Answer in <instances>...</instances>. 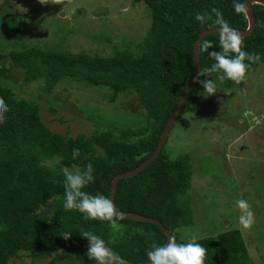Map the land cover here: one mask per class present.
<instances>
[{
	"label": "trees",
	"instance_id": "1",
	"mask_svg": "<svg viewBox=\"0 0 264 264\" xmlns=\"http://www.w3.org/2000/svg\"><path fill=\"white\" fill-rule=\"evenodd\" d=\"M140 3L149 10L151 26L136 52L129 47L101 57L21 42L13 46L14 51L4 53V46L0 45V67L3 70L9 62L22 73L26 84L42 82L50 93L65 80H71L87 87L108 88L110 102L121 95H135L147 120L139 128L96 127L90 136L61 135L45 125L37 102L19 98L12 89L0 84V100L8 106L0 124V264H10L23 257L49 259L59 252L95 264L88 259L84 232L103 238L128 264L149 263L147 252L153 245L167 244V236L154 224L120 218L118 223L124 228L122 234H116L107 221L85 219L75 209L66 210L64 171L83 170L91 163L94 181L83 190L109 198L115 177L140 167L154 155L182 94L193 79L194 50L199 36L206 30L219 28L213 9L236 30L246 31L248 20L245 13L234 11L233 0H133L135 5ZM6 5L7 9L0 10L5 14L4 23L0 24V40H9V30L23 27L8 11L12 6ZM252 9L256 27L251 36L242 39V49L258 54L260 59L245 61L249 67L244 78L264 64V6L253 5ZM196 13L211 19L202 25L194 19ZM219 37L215 34L204 39L211 41L212 47L201 51V70L215 63L209 53L221 51ZM206 76H200L199 80L218 79L219 73L209 72ZM244 78L218 80L227 90H233ZM198 86L199 83L187 98L177 123L196 102ZM167 142L150 166L119 182L114 203L120 212L159 221L177 243H187L178 237V230L196 223L189 197L193 170L190 157L173 158L166 150ZM74 148L79 149L75 159ZM65 232L71 233L67 240L63 238ZM195 242L207 249L205 264L251 262L238 229H227Z\"/></svg>",
	"mask_w": 264,
	"mask_h": 264
},
{
	"label": "rangeland",
	"instance_id": "2",
	"mask_svg": "<svg viewBox=\"0 0 264 264\" xmlns=\"http://www.w3.org/2000/svg\"><path fill=\"white\" fill-rule=\"evenodd\" d=\"M6 3L23 27L9 30L10 41L0 40L4 53L23 42L109 57L116 49L138 51L151 26L146 5H135L133 0H0V10L8 8ZM4 16L0 13V24ZM208 79L215 83L214 94H204L199 84L196 102L176 124L166 145L173 158L188 155L193 170L189 197L196 223L179 229L178 237L191 242L193 235L200 240L238 229L250 253V264H264V64L252 69L233 90H227L218 79ZM0 84L19 98L37 102L43 122L53 133L90 136L96 127L147 124L135 95H121L110 102L108 88L71 80L47 93L42 82L26 84L22 73L9 62L3 70L0 67ZM238 199L246 200L254 213L248 228L239 223L242 212L234 203ZM10 264L88 263L59 252L49 259L23 257Z\"/></svg>",
	"mask_w": 264,
	"mask_h": 264
},
{
	"label": "clouds",
	"instance_id": "3",
	"mask_svg": "<svg viewBox=\"0 0 264 264\" xmlns=\"http://www.w3.org/2000/svg\"><path fill=\"white\" fill-rule=\"evenodd\" d=\"M246 2L233 0V8L236 13H245ZM215 13V23L219 25V45L221 51L209 53L214 57L215 63L210 68L201 70L200 75L207 77L206 73H219L218 79L232 81H241L246 70L249 67L248 62H255L260 59L258 54L249 53L242 49L241 34L231 27L222 17L221 13L213 9ZM194 19L200 24H205L211 17L205 14L196 13ZM212 47V42L203 40L199 42V51H206ZM204 89V94L211 96L215 92V83L211 79L197 80ZM242 83V82H241ZM240 83V84H241ZM8 106L3 100H0V124L4 122L5 113ZM73 158L79 155V149H73ZM94 169L91 163L87 164L83 170L75 172L64 171V200L63 207L66 210L75 209L83 214L85 219H99L107 221L113 233L122 234L124 225L118 223L122 217L112 199L102 194L92 195L84 191L86 185L94 181ZM235 207L241 210L239 223L244 228H248L254 221V213L250 209L248 202L244 199H238ZM70 232L63 234L64 239H68ZM88 242L87 256L95 264H128L127 260L121 257L105 240L91 232L82 234ZM197 236L191 237V242L177 243L170 239L166 245H153L152 249L147 252L149 264H205L207 249L200 243L195 242Z\"/></svg>",
	"mask_w": 264,
	"mask_h": 264
},
{
	"label": "water",
	"instance_id": "4",
	"mask_svg": "<svg viewBox=\"0 0 264 264\" xmlns=\"http://www.w3.org/2000/svg\"><path fill=\"white\" fill-rule=\"evenodd\" d=\"M253 5L264 6V0H247V2H246L247 11L245 12V15H246V18L248 20V29L246 31L237 30L241 34V39H244V38L251 36L252 33L254 32L255 27H256V19H255V15H254V12L252 9ZM215 34L220 35L219 28H213V29L206 30L199 36V38L196 42L195 50H194L195 73H194L193 79L190 82V84L187 86L184 93L182 94V96H181V98H180V100H179L168 124H167V127L164 131V134H163V136L159 142V145H158L154 155L148 161H146L144 164H142L140 167H138V168H136L130 172L120 174L114 178L112 185H111L110 197H109L110 199L113 200V202H115L118 184L122 179L133 178L134 176H136L140 172L144 171L148 166H150L158 158V156L161 153L165 143L167 142V140L169 138L171 131L173 130V128L175 127V125L177 123L179 113L181 112L187 98L189 97V95L191 94V92L193 91L195 86L197 85V80L200 79V76H201L200 75V72H201V65H200L201 51H199V42H202L208 36L215 35ZM121 213H123V212H121ZM121 218L131 219L133 221H139V222H148V223L154 224L165 233V235L168 238V241L170 239H174L172 234L159 221H157L155 219L147 218V217L137 215L134 213H123ZM168 241H167V243H168ZM147 264H149V263H147Z\"/></svg>",
	"mask_w": 264,
	"mask_h": 264
}]
</instances>
